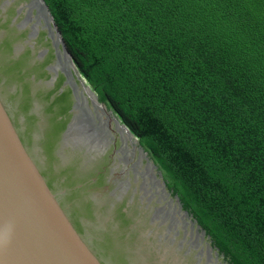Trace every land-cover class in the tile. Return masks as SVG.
Wrapping results in <instances>:
<instances>
[{
	"label": "trees",
	"instance_id": "16d2710c",
	"mask_svg": "<svg viewBox=\"0 0 264 264\" xmlns=\"http://www.w3.org/2000/svg\"><path fill=\"white\" fill-rule=\"evenodd\" d=\"M72 62L230 264H264V0H44Z\"/></svg>",
	"mask_w": 264,
	"mask_h": 264
},
{
	"label": "water",
	"instance_id": "95a60500",
	"mask_svg": "<svg viewBox=\"0 0 264 264\" xmlns=\"http://www.w3.org/2000/svg\"><path fill=\"white\" fill-rule=\"evenodd\" d=\"M0 264H230L79 75L44 0H0Z\"/></svg>",
	"mask_w": 264,
	"mask_h": 264
}]
</instances>
